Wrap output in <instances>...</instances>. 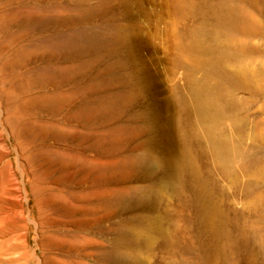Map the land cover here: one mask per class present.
<instances>
[{"label": "rangeland", "instance_id": "374dc122", "mask_svg": "<svg viewBox=\"0 0 264 264\" xmlns=\"http://www.w3.org/2000/svg\"><path fill=\"white\" fill-rule=\"evenodd\" d=\"M0 264H264V0H0Z\"/></svg>", "mask_w": 264, "mask_h": 264}]
</instances>
